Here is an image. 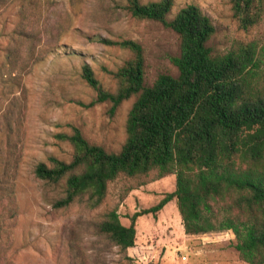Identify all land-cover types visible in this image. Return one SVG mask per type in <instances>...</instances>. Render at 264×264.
Returning a JSON list of instances; mask_svg holds the SVG:
<instances>
[{
    "label": "rangeland",
    "instance_id": "rangeland-1",
    "mask_svg": "<svg viewBox=\"0 0 264 264\" xmlns=\"http://www.w3.org/2000/svg\"><path fill=\"white\" fill-rule=\"evenodd\" d=\"M155 0H142L147 3ZM126 0H0V181L13 188L14 202L0 193V264H128L120 247L98 230L104 215L117 209L124 225L136 212L156 206L176 190V176L120 177L110 184L97 208L79 201L55 208L64 183L38 179L36 166L50 157L70 162L74 149L57 134L77 127L84 138L109 152H120L127 139V120L137 97L122 103L86 107L95 91L82 78L89 64L106 90L117 71L132 58L129 50L94 40H133L143 45L146 86L161 74L179 72L172 58L180 53L179 36L154 21L133 18ZM195 4L209 16L216 33L208 45L223 54L240 42H255L264 61V19L244 30L233 16L230 0H175L169 19ZM30 33L28 40L22 33ZM16 53L12 54L11 50ZM44 57L24 67L30 53ZM18 60V67L10 64ZM4 178H7L5 181ZM2 187V188H3ZM137 244H153V264H247L230 238L206 244L185 240L177 200L157 214L139 217Z\"/></svg>",
    "mask_w": 264,
    "mask_h": 264
},
{
    "label": "trees",
    "instance_id": "trees-1",
    "mask_svg": "<svg viewBox=\"0 0 264 264\" xmlns=\"http://www.w3.org/2000/svg\"><path fill=\"white\" fill-rule=\"evenodd\" d=\"M234 18L244 30L264 19V0H230ZM175 0H126L124 9L135 19L154 21L174 31L180 53L172 58L178 76L161 74L146 86V57L133 40L94 39L132 53L117 71V82L106 90L89 64L82 78L96 95L86 107L110 103L115 114L122 103L136 96L127 120V139L120 152L89 143L77 128L56 138L74 149L70 162L50 157L35 168L38 179L64 183V196L55 208L82 201L97 208L106 200L109 186L120 177L176 176V190L156 206L136 212L130 225L122 223L117 209L104 215L100 233L120 247L128 264H153L156 245L137 244L139 217L157 214L173 199L190 243L236 241L239 259L264 264V61L255 42H240L223 54L208 43L216 33L212 19L190 4L169 19ZM31 40L30 33H22ZM16 53L15 49L11 50ZM43 55L30 53L20 64L28 67ZM18 60L10 64L18 67ZM6 181L7 178H4ZM0 193L14 202L13 188ZM3 187V188H2Z\"/></svg>",
    "mask_w": 264,
    "mask_h": 264
}]
</instances>
